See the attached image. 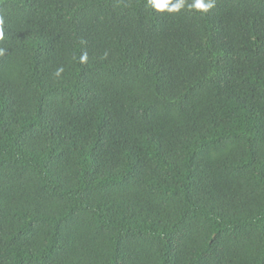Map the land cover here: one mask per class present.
<instances>
[{
  "label": "trees",
  "instance_id": "trees-1",
  "mask_svg": "<svg viewBox=\"0 0 264 264\" xmlns=\"http://www.w3.org/2000/svg\"><path fill=\"white\" fill-rule=\"evenodd\" d=\"M194 2L0 0V264H264V0Z\"/></svg>",
  "mask_w": 264,
  "mask_h": 264
},
{
  "label": "clouds",
  "instance_id": "clouds-1",
  "mask_svg": "<svg viewBox=\"0 0 264 264\" xmlns=\"http://www.w3.org/2000/svg\"><path fill=\"white\" fill-rule=\"evenodd\" d=\"M148 4L150 6H154L157 10H165L167 9L169 12H176L179 11L184 6V0H148ZM214 6V0H195L194 5L196 9L207 12ZM2 23V21H0ZM3 36V31L0 30V37ZM82 61L87 60V56L81 57Z\"/></svg>",
  "mask_w": 264,
  "mask_h": 264
}]
</instances>
